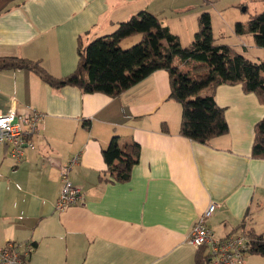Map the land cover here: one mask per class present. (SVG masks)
Returning a JSON list of instances; mask_svg holds the SVG:
<instances>
[{"label":"crops","instance_id":"crops-1","mask_svg":"<svg viewBox=\"0 0 264 264\" xmlns=\"http://www.w3.org/2000/svg\"><path fill=\"white\" fill-rule=\"evenodd\" d=\"M210 4L13 0L0 12V57L36 60L62 77L76 68L79 42L110 34L139 11L155 15L179 38L178 28L191 29V14L197 23ZM184 18L185 28L178 25ZM174 64L188 72L194 62ZM168 95L166 70L111 97L76 86L55 90L27 69H0V115L30 108L44 114L28 139L34 148L24 146L20 159L0 143V246L32 241L29 264H194L197 248L189 236L210 203L216 205L206 220L212 239L263 233L264 159L253 158L251 147L264 104L240 85H218L215 101L228 131L199 143L179 134L181 107ZM114 135L140 145L125 182L110 178L102 158ZM75 157L67 175L79 197L58 211L62 167Z\"/></svg>","mask_w":264,"mask_h":264},{"label":"trees","instance_id":"trees-1","mask_svg":"<svg viewBox=\"0 0 264 264\" xmlns=\"http://www.w3.org/2000/svg\"><path fill=\"white\" fill-rule=\"evenodd\" d=\"M11 1L0 0V12ZM235 31L251 34L254 43L264 50V9L249 14L245 25L236 23ZM135 35L140 36L139 43L127 49L120 47L123 40ZM77 55L74 71L62 77L52 76L39 61L25 57L1 56L0 69H27L55 90L76 86L85 93H104L111 97L157 70H166L168 99L181 107L179 134L199 143H207L228 131L224 110L215 101L214 90L218 85H240L245 93L255 94L264 104V63L251 62L234 49L214 43L208 12L198 15L197 30L188 46H182L179 38L155 15L142 10L119 22L110 34L85 45L79 42ZM176 59L180 63L193 61L192 70H179L174 64ZM206 89L210 92L201 94ZM161 130L167 132L164 123ZM139 155L137 142H123L119 136H112L102 150L106 173L117 182L128 181ZM251 156L264 159V117L254 126ZM249 237V252L264 258V232ZM206 251L205 245L197 248L194 264H209Z\"/></svg>","mask_w":264,"mask_h":264},{"label":"built area","instance_id":"built-area-1","mask_svg":"<svg viewBox=\"0 0 264 264\" xmlns=\"http://www.w3.org/2000/svg\"><path fill=\"white\" fill-rule=\"evenodd\" d=\"M44 119V114L34 108L17 112L10 109L7 113L0 115V143L10 146L11 155L20 159L24 146L31 149L34 144L29 142V137L38 131L40 122ZM73 158L68 166L62 167L61 189L57 197L55 207L58 211H65L77 202L79 189L74 187L68 179V170ZM216 205L210 203L202 215L198 217L194 224L189 243L198 248L201 245H209L207 252L209 264H242L244 255L250 251V239L245 234L228 235L223 239H212L211 231L206 225ZM32 241H27L24 245H16L7 242L0 246V264H29Z\"/></svg>","mask_w":264,"mask_h":264},{"label":"rangeland","instance_id":"rangeland-1","mask_svg":"<svg viewBox=\"0 0 264 264\" xmlns=\"http://www.w3.org/2000/svg\"><path fill=\"white\" fill-rule=\"evenodd\" d=\"M208 1L211 2V9L209 8V10L202 12H208L210 15L214 43L226 45L234 49L238 54H241L251 62L264 63V50L254 43L252 35L238 34L235 31L236 23L245 25L248 21L249 14H254L264 9V0H257L252 4L236 5V7H231L229 5L233 0ZM246 6L248 7L247 10L244 9ZM186 22L187 18L179 19L178 25L185 28ZM176 23L174 22V26ZM196 30V16L191 14V29L182 30L178 28L179 41L182 46H188L193 41ZM140 40L141 38L139 35L128 37L120 43V47L122 49H127L139 43ZM206 90H203L201 94ZM243 264H264V258L257 253L247 252Z\"/></svg>","mask_w":264,"mask_h":264}]
</instances>
